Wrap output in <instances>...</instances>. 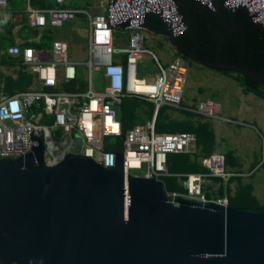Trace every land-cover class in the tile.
<instances>
[{
	"label": "built area",
	"instance_id": "1",
	"mask_svg": "<svg viewBox=\"0 0 264 264\" xmlns=\"http://www.w3.org/2000/svg\"><path fill=\"white\" fill-rule=\"evenodd\" d=\"M66 0H56L53 9H29L28 25L32 29H63L77 20L80 11L62 8ZM207 11L218 8L234 12L245 10L256 26L264 27V0H193ZM7 1L0 0V7ZM160 18L169 34L168 40L182 37L187 30L178 11L176 0H107L105 14L88 15L90 21L85 92H50L58 85L62 70L66 83L76 80L82 63L69 59V45L63 40L52 42L48 58H40L32 48L13 46L9 57L21 60V67L33 78L25 92L7 95L0 89V160H16L32 149L30 134L42 131L44 162L54 165L67 154L92 159L105 169L115 168L116 153L106 151V140L122 136L118 109L124 99H138L152 103L157 113L162 107L187 110L212 120L245 126L244 123L221 115L222 106L206 98L197 108L183 107L188 65L177 56L163 65L156 54L146 48L144 32L148 31V16ZM127 33L124 48L116 45L119 34ZM154 62L157 75L153 79L138 78V64L143 56ZM95 74H99V90L94 89ZM196 136L192 133H157L155 120L134 126L122 141L124 170L143 172L146 179L160 180L174 176L168 172L167 158L172 154L195 152ZM261 155L264 159V135H260ZM223 154H213L201 161V174L176 175L183 177L185 191L180 195L198 202H215L228 207L226 197L209 200L203 192L210 177L229 180ZM132 175V174H130ZM136 176V175H133Z\"/></svg>",
	"mask_w": 264,
	"mask_h": 264
},
{
	"label": "water",
	"instance_id": "2",
	"mask_svg": "<svg viewBox=\"0 0 264 264\" xmlns=\"http://www.w3.org/2000/svg\"><path fill=\"white\" fill-rule=\"evenodd\" d=\"M232 27L214 62L171 42L200 66L264 86L262 73L220 59ZM30 138V153L0 160V264H264V208L168 194L160 180L127 175L122 153L112 170L75 154L47 165L42 131Z\"/></svg>",
	"mask_w": 264,
	"mask_h": 264
},
{
	"label": "trees",
	"instance_id": "3",
	"mask_svg": "<svg viewBox=\"0 0 264 264\" xmlns=\"http://www.w3.org/2000/svg\"><path fill=\"white\" fill-rule=\"evenodd\" d=\"M19 0H8V6L5 12L16 18L21 14V5ZM30 6L34 9H48L54 7V0H29ZM178 11L183 17L187 27L186 33L177 39L182 49L194 53L199 58L214 62L218 51L219 42L224 32L233 24L231 31L227 34L220 48V59L223 62L238 64L242 63L264 75V27L254 25L245 10H237L235 13L218 8L216 13L207 11L200 4L193 0H176ZM8 28V32L1 35L0 52L4 56L1 63L10 66H19L17 77L14 79L7 76L0 81L2 90L7 95H13L17 92H25L31 86L33 76L24 71L21 67L20 59H12L6 53L9 44H13L11 32L17 23L11 21L3 24ZM3 26V27H4ZM148 31L157 34L169 36L164 24L157 16L150 15L147 19ZM5 30V29H4ZM48 32L47 30L45 31ZM6 35V36H4ZM44 38L43 43L46 42ZM176 55L181 56L188 64L194 63L193 58L176 50ZM214 70L226 77L235 79L243 88L245 94L252 93L264 101V86L253 78L234 70H222L206 67ZM235 75V76H234ZM83 92L86 90L85 82L80 77L69 85H65L68 92ZM99 89V88H98ZM168 108L164 107L158 111L155 120V131L157 133H192L196 136V146L199 154H195L192 160L188 154H172L167 158L168 172L174 176L162 179L168 194H184L185 191L181 185L184 175L191 173H204V168L197 163L198 157L207 158L215 150V134L210 129L208 123H195L191 120L197 117L186 112L189 121L178 122L167 116ZM154 112V106L150 103L139 101L138 99H124L118 109V119L122 126V136L117 139V143H107L106 151L119 154L123 151L122 141L126 132L138 124H144L146 119H151ZM194 157V156H193ZM235 163V162H234ZM226 167L233 165L231 153L226 155ZM237 181L238 189L234 196L228 197V207L230 208H264L253 196V187L251 184L244 185L241 180L230 178L226 184V192H229V184ZM207 199L211 198L205 195ZM220 197L224 196V189L220 190Z\"/></svg>",
	"mask_w": 264,
	"mask_h": 264
},
{
	"label": "crops",
	"instance_id": "4",
	"mask_svg": "<svg viewBox=\"0 0 264 264\" xmlns=\"http://www.w3.org/2000/svg\"><path fill=\"white\" fill-rule=\"evenodd\" d=\"M6 1H7V4H6V7H7L8 6V0H6ZM19 1H20L19 2L20 5H21L19 12L21 14L17 15L16 18H12V16H10L9 14H7L5 12L6 7H4V8L0 7V16L6 15V17H9V18H4V19H6L5 23H7L9 21H11L12 23H17V25L13 28V30L11 32L13 44H11V45L9 44L8 48L13 47V46H19L21 49L32 48V49H35L38 51L40 58H48L49 57V51L51 50L52 42L55 40H63L65 42H67L69 45V54H70V52H72V54L74 55L72 58H70V60L74 63H81L84 61L79 60V59H75V55H76L77 50H79L81 48L80 43L84 40V41H86V47H87L86 59H85V62H86V60L88 58V45H89L88 37H89V29H90V21H89L88 15L95 16L98 14H105L106 9H107V0H66L65 3L61 6L62 8L80 11L81 13H79L77 15V20L75 22L69 24L72 26L71 28H69L67 30L64 29L65 27L63 28L65 30L64 31V37H62L61 39H51V33H52L53 29H50V28L33 29L34 34L29 33L30 29H32V28L28 27L29 25L26 26L28 24L27 14H28L29 9H34V8H32L30 6L29 0H19ZM57 6H59V5L56 3V0H54V7L53 8H55ZM53 8H48V9H53ZM35 10H47V9H35ZM82 22L88 23V25H89L88 30L81 29L78 27V25ZM3 26L4 25H3V21H2L0 24V44H1V35L4 33L6 34L8 32V28H5V26L4 27ZM46 30L48 31L47 33L45 32ZM148 32H151L152 34H157L153 31H148ZM4 36H6V35H4ZM44 38L47 39L45 43H43ZM167 38H168V36H167ZM126 39H125V41H126ZM70 41L71 42L73 41V43L75 44L73 47H71L72 45H70ZM125 41H123V43H125ZM118 42L119 41L117 39L116 45L118 44ZM168 42L170 43L169 40H168ZM49 45H50V48L48 49ZM171 47L173 49V51H172L173 56L171 59V61H172L178 55H176V52H175L176 50L174 49L173 45H171ZM81 50L82 49H80V51ZM12 59H14V58H12ZM149 60H150V58H149ZM160 61L162 62L161 59H160ZM169 63H163V65H167ZM186 63H188V62H186ZM153 66H154V64H153ZM154 68H155V66H154ZM19 69H20V67L18 68V70ZM10 76L15 79L17 77V72H16V77L12 76V75H10ZM155 76L151 77L149 79H153V78H155ZM34 77L35 76H33V78ZM80 77H82L83 81L85 82L86 76H84L83 74H80V76L78 78H80ZM209 77H211V76H209ZM94 79H95L94 89L99 90L98 89L99 84H98V87H96V80L100 82L99 74H95ZM72 82H69V83L65 82V80L63 78V72L61 70V72L58 76L57 87L55 89H49L48 91L54 92V93L55 92H65V93L78 92L77 89L75 92H68L65 90V85H69ZM233 83H236V82H233ZM31 84H33V81ZM198 85H200V84H197V86ZM236 85H237L236 88H231L232 86L230 84H228V88H229L230 92H229V94H226L227 97L224 98L225 100L222 99V103H221V101L219 102L222 106L221 115L223 117H226V118H229L232 120H239L240 122L244 123L245 126L229 124V123L223 122L222 120L206 119V118H203V117L197 115L194 112H190L187 110H174V109L168 108V111L177 112L180 115L179 118H176V117L171 118L170 117V119L176 120L178 122L189 121V118L185 115L187 112V113H191V114L197 116V117H193L191 119L195 123V125H197L198 123H208L209 124L210 129L215 134V141H216L215 150L211 155L216 154V153L222 154L221 149L223 148L222 144H223L224 140L220 134L221 133H226L227 135L231 134V132H230L231 129L229 127H233V126L238 127L239 130L241 131L242 137H245V136L250 135V134L255 137L254 133H256V137L259 139V141H260V135H264V101L252 93L245 94L243 92V88L241 86H239L237 83H236ZM85 86H86V90H87L86 83H85ZM197 90L199 93L204 92V91L202 92V90L200 91L199 88ZM85 91H83V92H85ZM209 93H210V91L208 90L207 96L203 97L202 101L205 100L206 98H212V97H210V95H208ZM128 100H134V99H128ZM147 103H149V102H147ZM150 104H152V103H150ZM162 108H164V107H162ZM157 114H158V112L157 113L155 112V107H154V112H153L151 119H146L145 123L150 122L153 119L156 120ZM138 125H140V124H138ZM245 128H247V129H245ZM259 141L257 143H259ZM259 148H260V145H259ZM195 154H197V155L199 154L197 146H195V152L189 153L188 155H191V159L193 160L195 158ZM235 157H236V159H233V165H229L226 167L227 172L230 173L231 175H233L231 178H236V179L241 180L242 184H244V185L251 184L253 187V196L259 201L260 196H259V193L256 189L257 186L255 183L254 184L252 183V180L255 178V176L257 178L264 171V160L262 159L261 163L258 162L257 158L252 153L249 155L245 154L241 157H238L236 154ZM261 157H262V155H261ZM203 159H205V158L198 157L196 161L198 164H200L202 166L201 161ZM225 160H226V156H225ZM191 174H201V173L195 172V173H191ZM227 182H228V180L224 181V180H222L220 178H216V177L207 178L205 180V183H204L203 188H202L203 192L205 195L209 196L211 198V200H218V199H222L224 197H226L228 199L229 196L232 197L235 195V192L238 189V182L234 181V182L230 183L229 184V192L228 191L226 192ZM222 188L224 189V196L220 197L219 194H220V190ZM258 196H259V198H258Z\"/></svg>",
	"mask_w": 264,
	"mask_h": 264
},
{
	"label": "rangeland",
	"instance_id": "5",
	"mask_svg": "<svg viewBox=\"0 0 264 264\" xmlns=\"http://www.w3.org/2000/svg\"><path fill=\"white\" fill-rule=\"evenodd\" d=\"M4 18H9L6 17V15H1L0 16V21H3V24L5 23L6 19ZM1 21V22H2ZM0 22V24H1ZM24 22V21H23ZM27 24V23H26ZM28 26V24L26 25ZM29 27V26H28ZM71 25H67L64 29H69L71 28ZM79 28L88 30L89 25L87 22H82L78 25ZM64 29H53L51 33V39H61L64 37ZM29 33L34 34V30L30 29ZM145 39H146V48L149 50L153 51L161 60L163 63H169L172 59L173 56V49L171 47L172 42H168V38L164 34H152L151 32L145 31L144 32ZM128 37L127 33L124 34H119L118 36V48H124L125 39ZM171 44V45H170ZM71 47H73L75 44L73 41H70ZM80 46L82 49L80 51L77 50L75 59L82 60L84 62H81L83 65H80L79 72L80 74H83L86 76L87 69L84 66L85 59H86V41H82L80 43ZM50 48V45L48 49ZM4 56L3 51L0 52V81L7 77V76H15L16 77V72L19 68V66H10V65H5L1 63V59ZM74 55L72 52L69 54V59L72 58ZM154 62L149 60L148 56H143L142 60L138 64V72L137 76L138 78H146L149 79L151 77H154L157 74V69L154 68L153 66ZM188 74H187V84L185 87L184 91V102L183 106L186 109L190 108H197V105L200 101H202L203 97L207 96L208 90L212 94L210 97L213 98V100H216L218 102L221 101L222 99L226 98V94H229L230 90L228 88V84H230L232 87L231 88H236V83L238 82L235 79H230L229 77H226L214 70H210L206 67L200 66L197 63H190L188 64ZM211 76V77H209ZM235 76V75H234ZM233 80V81H232ZM236 82V83H233ZM99 81L96 80V87H98ZM197 84H200L197 86ZM239 85V84H238ZM2 84H0V89H2ZM240 86V85H239ZM202 90L203 93H199L197 89ZM211 98V99H212ZM219 99V100H218ZM225 100V99H224ZM167 115L169 118H179L180 115L177 112H172L168 111ZM239 121V120H236ZM231 130V134L227 135L226 133H221V137L223 138V148L221 149V152L224 156L227 154L231 153L232 158L236 159L235 155L237 154L238 157H241L245 154H253L258 162H262L263 157H261V149L259 148L260 141L256 137L250 135H247L245 137L241 136V131L239 130L238 127L233 126L229 127ZM247 129V128H245ZM254 132V131H253ZM232 135V136H231ZM259 141V143H257ZM117 143V139L114 138H109L106 140V143ZM264 160V159H263ZM246 170V169H245ZM130 174L132 175H143V172H136V171H131ZM252 183L256 184V189L259 193L260 200L258 201L261 206H264V171L262 172L261 175H259L257 178L252 180ZM258 196V198H259ZM218 199V198H217Z\"/></svg>",
	"mask_w": 264,
	"mask_h": 264
}]
</instances>
